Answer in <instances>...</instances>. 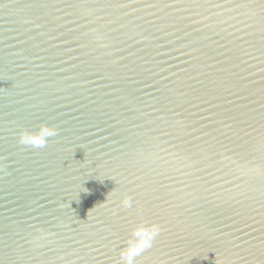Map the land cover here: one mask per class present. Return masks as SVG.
<instances>
[{"label":"water","instance_id":"obj_1","mask_svg":"<svg viewBox=\"0 0 264 264\" xmlns=\"http://www.w3.org/2000/svg\"><path fill=\"white\" fill-rule=\"evenodd\" d=\"M140 222L134 264H264V0H0V264H121Z\"/></svg>","mask_w":264,"mask_h":264},{"label":"clouds","instance_id":"obj_2","mask_svg":"<svg viewBox=\"0 0 264 264\" xmlns=\"http://www.w3.org/2000/svg\"><path fill=\"white\" fill-rule=\"evenodd\" d=\"M58 135L55 126L42 124L36 131L22 130L19 132L18 142L21 145L32 148H44L47 146L49 139ZM132 198L125 196L120 204L123 208L132 207ZM162 231L159 224H149L140 222L136 224L130 232L124 247L120 249L121 264H134V260L144 251L153 246L155 238Z\"/></svg>","mask_w":264,"mask_h":264}]
</instances>
